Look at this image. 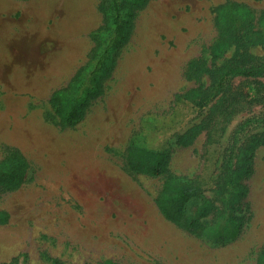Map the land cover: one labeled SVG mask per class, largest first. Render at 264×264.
Returning <instances> with one entry per match:
<instances>
[{
	"label": "rangeland",
	"instance_id": "obj_1",
	"mask_svg": "<svg viewBox=\"0 0 264 264\" xmlns=\"http://www.w3.org/2000/svg\"><path fill=\"white\" fill-rule=\"evenodd\" d=\"M100 3L0 0V166L24 163L18 185L0 182V264H258L264 146L247 147L264 134V76L226 80L252 104L221 123L204 124L218 99L193 98L230 65L264 61V0H144L118 48ZM224 5L243 20L231 44ZM226 174L245 197L224 193ZM183 178L201 191L171 221L156 199Z\"/></svg>",
	"mask_w": 264,
	"mask_h": 264
},
{
	"label": "trees",
	"instance_id": "obj_2",
	"mask_svg": "<svg viewBox=\"0 0 264 264\" xmlns=\"http://www.w3.org/2000/svg\"><path fill=\"white\" fill-rule=\"evenodd\" d=\"M144 0H101L100 8L106 18L108 26L112 29L113 37L111 41L115 48H118L127 37L128 28L133 18L134 9L141 6ZM233 5H224L222 8H226L223 14L222 27L219 30L218 40L221 42H228V44L235 43L241 39V28L243 20L241 17L232 9ZM220 19V18H219ZM106 49L103 55L99 58L96 63V71L98 70L101 61L106 54ZM247 60V59H245ZM264 76V61H248L244 64L230 65L223 73L213 76L209 87L206 90L199 89L196 92L193 102H197L198 108L202 109L213 100L218 99L216 104L212 105V109L204 119V124L207 125L211 121V116L216 118L217 122L222 119V122L226 120L228 115H234L242 110H246L252 104V101L248 99L247 93H238L236 88L229 90L227 93L225 90V82L228 78L232 77H243L245 80H255L258 77ZM256 82L254 81V84ZM258 89L264 92V85L258 83ZM221 94V95H220ZM220 95V98L218 96ZM63 92H56L51 96V103L57 109L62 107ZM83 108L82 103H73L70 108L64 111V122L66 124H73L81 115ZM264 121V118L262 119ZM221 123V122H220ZM198 132V129L191 128L184 133L180 140L186 142L184 145H189L194 135ZM207 142L213 141L212 133L207 130L206 132ZM251 145L247 149H254L258 146H264V134L253 135L250 139ZM161 155L157 154L156 167L148 169L147 172L151 175H158L161 170L159 169ZM14 166L2 167L0 166V182L13 183L18 185L22 180V168L24 163L18 160L14 163ZM248 173L250 170L248 169ZM248 173H246L248 175ZM239 178H233V174H226L222 182L224 193H228L237 199H242L246 196L247 190L244 189V185L238 183ZM229 186H237L229 188ZM201 186L196 180L192 179H178V180H167L164 185L163 193L156 199V204L159 211L164 215L165 218L171 221H177L181 210L185 204L199 194ZM193 223V222H192ZM262 259L258 261V264H264V245L262 248ZM104 264H113L111 261H105Z\"/></svg>",
	"mask_w": 264,
	"mask_h": 264
},
{
	"label": "bare ground",
	"instance_id": "obj_3",
	"mask_svg": "<svg viewBox=\"0 0 264 264\" xmlns=\"http://www.w3.org/2000/svg\"><path fill=\"white\" fill-rule=\"evenodd\" d=\"M50 0H47V2H49Z\"/></svg>",
	"mask_w": 264,
	"mask_h": 264
}]
</instances>
